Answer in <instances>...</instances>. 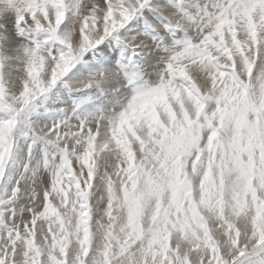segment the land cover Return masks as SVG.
Segmentation results:
<instances>
[{
	"label": "snow or ice",
	"instance_id": "obj_1",
	"mask_svg": "<svg viewBox=\"0 0 264 264\" xmlns=\"http://www.w3.org/2000/svg\"><path fill=\"white\" fill-rule=\"evenodd\" d=\"M0 110V264H264V0H0Z\"/></svg>",
	"mask_w": 264,
	"mask_h": 264
},
{
	"label": "bare ground",
	"instance_id": "obj_2",
	"mask_svg": "<svg viewBox=\"0 0 264 264\" xmlns=\"http://www.w3.org/2000/svg\"><path fill=\"white\" fill-rule=\"evenodd\" d=\"M123 31L124 30H122V32ZM113 37H109V39L106 40V42L108 43L110 41L112 44H115L114 43L115 42V40H114L115 39V36H113ZM118 44L119 43H117L115 47H117L118 49H120L122 46H121V44L120 45H118ZM118 56H119V53H118ZM141 60H143V57H141V59L139 61H137V64L139 63V66H141V68H142L143 65H142V61ZM82 63H83V61L77 63V65L73 69V71L72 72L70 71L68 74H74L75 71H76V68L80 67ZM128 67L131 68L132 70L134 69L131 65H129ZM68 74L65 76L66 78H67ZM89 74H90L89 72H83V73H79V74H74L75 80L72 83H70V84L71 85H75L77 87H80V85H82V83L87 79V77H88ZM66 78L63 77L61 80L66 79ZM61 80H59L57 82V84L49 91V93H47V94L44 95L45 98L43 99V103L46 102V106L40 108L41 109V112L44 111V109L47 108V107H50V108L53 107L54 102L55 103H63V99L65 97H72V98H80L81 99L82 95L84 96V92L87 91V90H83V89L81 91H72L69 88V84H63L62 85L60 83ZM49 100H50V102H49ZM43 103H42V105H43ZM6 114H7L6 113V110H4L3 112H0V117L4 116ZM13 162H15L18 165V167L14 166L12 164H11V166L9 165V173H14L17 168H20L21 171H23V165H21V164L18 163L17 151L15 152V155H14V158H13ZM9 178H11V177H9ZM14 184L15 183H14V179H13L12 180V184L8 185V189H7L8 192H10L11 187L14 186ZM5 194H6L5 189H4V187L1 186L0 187V197H3Z\"/></svg>",
	"mask_w": 264,
	"mask_h": 264
},
{
	"label": "rangeland",
	"instance_id": "obj_3",
	"mask_svg": "<svg viewBox=\"0 0 264 264\" xmlns=\"http://www.w3.org/2000/svg\"><path fill=\"white\" fill-rule=\"evenodd\" d=\"M122 30L123 29H121L120 31L122 32ZM114 38V37H113ZM115 40V44H113V46H116V44L117 43H119L116 39H114ZM117 42V43H116ZM104 43H107L106 41L104 42ZM118 45H120V43L118 44ZM142 61V60H141ZM141 65V64H140ZM141 68V66H139V63L137 64V67L136 68H134L133 70L131 69V68H127L126 70L127 71H129L130 73H132V72H136V71H139V69ZM74 69V68H73ZM73 69H72V71H73ZM71 71V72H72ZM64 78H66V77H64ZM75 80V76H74V74H68V76H67V78L66 79H63V80H61L60 81V83L63 85V84H70V83H72L73 81ZM121 91H123V89H121ZM87 94V91H85L84 92V96L82 95V97H81V99H83L85 96H87L86 95ZM45 98V96H41V97H39L36 101H34L33 102V105H30V108H29V110H26V112L27 113H29L28 114V116H27V119H28V121L29 122H32L33 120L35 121L37 118H39L40 116H45V117H47V116H60L61 114L60 113H56V112H50V111H47V109H49L50 107H47V108H45L44 109V111H42L41 112V107H44V106H46V102H44L43 103V99ZM49 102H50V100H49ZM42 103H43V105H42ZM45 104V105H44ZM37 106H39V107H37ZM4 111V110H3ZM2 110H0V112H3ZM48 113V114H47ZM58 114V115H57ZM24 114H22V116H23ZM33 121V122H34ZM23 126V121H22V124L21 125H18V127H17V130H16V133H14V135H19V131H20V128ZM18 143H19V141H18ZM14 152V154H13V158H14V155H15V152L17 151V149L16 148H14V150H13ZM13 158H12V160H10L9 161V165L11 166V164L12 165H14V166H16V167H18V165L15 163V162H13ZM15 163V164H14ZM14 183H15V179H14ZM1 187V186H0Z\"/></svg>",
	"mask_w": 264,
	"mask_h": 264
}]
</instances>
